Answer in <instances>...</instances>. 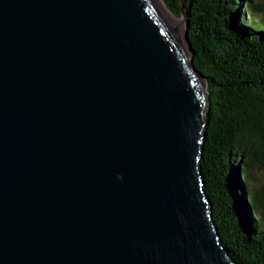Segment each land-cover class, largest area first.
Instances as JSON below:
<instances>
[{
	"label": "water",
	"instance_id": "water-1",
	"mask_svg": "<svg viewBox=\"0 0 264 264\" xmlns=\"http://www.w3.org/2000/svg\"><path fill=\"white\" fill-rule=\"evenodd\" d=\"M178 19L159 0H0V264H238Z\"/></svg>",
	"mask_w": 264,
	"mask_h": 264
},
{
	"label": "trees",
	"instance_id": "trees-1",
	"mask_svg": "<svg viewBox=\"0 0 264 264\" xmlns=\"http://www.w3.org/2000/svg\"><path fill=\"white\" fill-rule=\"evenodd\" d=\"M163 1L186 16L206 77L201 171L223 243L238 264H264V0Z\"/></svg>",
	"mask_w": 264,
	"mask_h": 264
},
{
	"label": "bare ground",
	"instance_id": "bare-ground-1",
	"mask_svg": "<svg viewBox=\"0 0 264 264\" xmlns=\"http://www.w3.org/2000/svg\"><path fill=\"white\" fill-rule=\"evenodd\" d=\"M160 3L162 4V6L164 7V9L166 10V12L170 15V17L181 27L182 31L184 32L185 30V23L182 19H176L171 13L170 11L167 9L166 5L164 4L163 0H159Z\"/></svg>",
	"mask_w": 264,
	"mask_h": 264
},
{
	"label": "rangeland",
	"instance_id": "rangeland-1",
	"mask_svg": "<svg viewBox=\"0 0 264 264\" xmlns=\"http://www.w3.org/2000/svg\"><path fill=\"white\" fill-rule=\"evenodd\" d=\"M164 2V1H163ZM165 4V2H164ZM166 5V4H165ZM167 7V6H166ZM167 9L169 10V8L167 7ZM170 11V10H169ZM170 13L173 15V13L170 11ZM174 16V15H173ZM176 18V17H175ZM178 18H181V17H178ZM177 19V18H176ZM183 20V19H182ZM255 173V178L256 180L260 183L261 181L264 180V168H258V169H255L254 171Z\"/></svg>",
	"mask_w": 264,
	"mask_h": 264
}]
</instances>
